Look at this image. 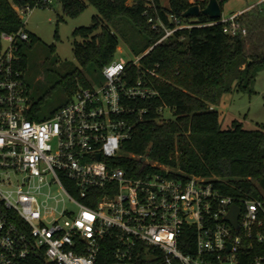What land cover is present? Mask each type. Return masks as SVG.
<instances>
[{
  "label": "built area",
  "instance_id": "1",
  "mask_svg": "<svg viewBox=\"0 0 264 264\" xmlns=\"http://www.w3.org/2000/svg\"><path fill=\"white\" fill-rule=\"evenodd\" d=\"M13 6L21 20L31 9ZM242 11L204 24L224 23L235 35ZM142 14L163 35L132 58L105 64L99 84L79 86L41 120L32 115L17 55L29 32H0V264H264L262 189L261 197L226 193L211 178L171 175L146 156L139 169L117 163L158 95L151 80L158 74L140 66L142 56L194 25H166L153 0ZM233 204L238 227L226 218Z\"/></svg>",
  "mask_w": 264,
  "mask_h": 264
},
{
  "label": "trees",
  "instance_id": "2",
  "mask_svg": "<svg viewBox=\"0 0 264 264\" xmlns=\"http://www.w3.org/2000/svg\"><path fill=\"white\" fill-rule=\"evenodd\" d=\"M58 1L64 16H76L86 7L83 0ZM153 1L166 25L174 26L176 20L194 25L175 30L142 56L140 66L153 68L158 74L151 77L158 95L149 100V111L137 122L131 137L122 142V156L117 163L129 171L139 169L143 165L139 157L146 156L169 166L171 175L205 176L226 193L261 197L264 124L248 129L233 120L229 127H222L216 106L225 92L247 87L257 68L264 65V0L237 15L240 31L235 35L223 31L224 23L204 24L217 20L206 14L183 17V11L191 4L203 8L208 0H169L168 6H163L160 0ZM218 1L222 7L224 0ZM87 2L98 14L89 25L73 29V34L82 38L74 41L72 50L83 68L101 72L114 59L119 44L117 24L122 19L146 38L136 54L164 33L161 28L152 29L147 16L142 14L145 0ZM47 4L42 0H0V32L16 31L23 26L13 5L33 8ZM37 40V36L29 33L28 41L18 42V62L23 70L28 61L21 47ZM56 85L66 93L67 102L79 86H90L78 69L61 76ZM42 101L43 97L32 101V115L38 120L50 117L67 103L42 114L39 113ZM145 103L139 101L140 105ZM159 106L171 110L173 116L165 118L158 111ZM40 263L54 264L43 259Z\"/></svg>",
  "mask_w": 264,
  "mask_h": 264
},
{
  "label": "rangeland",
  "instance_id": "3",
  "mask_svg": "<svg viewBox=\"0 0 264 264\" xmlns=\"http://www.w3.org/2000/svg\"><path fill=\"white\" fill-rule=\"evenodd\" d=\"M83 1L86 4L85 9L72 17L64 16L62 5L58 0H50L44 6H34L22 15L23 28L38 37V40L32 44H23L21 52L28 61L26 69L23 70V76L31 100L37 102L43 97L39 113L45 114L67 102L66 93L59 85H56L61 76L78 69L90 85L99 84L102 80L101 72L94 71L91 67L83 68L74 57L72 50L74 41L82 40L81 36L73 34V29L89 25L92 17L98 14L93 5L87 0ZM261 1L224 0L222 15L229 16L238 12L239 9L245 10L258 5ZM160 3L168 6L169 0H160ZM117 27L119 44L114 53V59L126 61L146 43V38L124 19L119 21ZM52 45L53 48H51ZM216 108L220 114L222 127H229L233 120L239 121L242 127L248 129L263 125L264 65L257 68L253 80L247 87L232 88L225 92ZM163 116L172 117V111L165 109ZM156 164L171 169L167 165ZM51 187L52 193L58 192L56 184H52ZM48 204L54 205V200H50ZM67 205L75 209L73 203L67 201Z\"/></svg>",
  "mask_w": 264,
  "mask_h": 264
},
{
  "label": "water",
  "instance_id": "4",
  "mask_svg": "<svg viewBox=\"0 0 264 264\" xmlns=\"http://www.w3.org/2000/svg\"><path fill=\"white\" fill-rule=\"evenodd\" d=\"M200 13L208 15L210 18L218 19L222 15V7L218 0H208L206 5L203 8H200L198 4H191L187 9H185L182 13L183 17L189 16H198ZM145 159L144 156L140 157V161ZM238 206L233 204L230 212L227 215V219L235 226L238 227L237 224V214H238Z\"/></svg>",
  "mask_w": 264,
  "mask_h": 264
},
{
  "label": "crops",
  "instance_id": "5",
  "mask_svg": "<svg viewBox=\"0 0 264 264\" xmlns=\"http://www.w3.org/2000/svg\"><path fill=\"white\" fill-rule=\"evenodd\" d=\"M190 1H193V0H190ZM242 10H244L243 8L242 9H239L238 11H242ZM237 12V11H236Z\"/></svg>",
  "mask_w": 264,
  "mask_h": 264
}]
</instances>
